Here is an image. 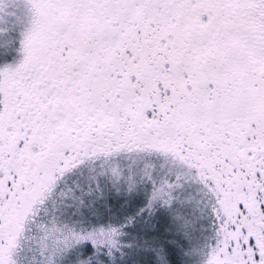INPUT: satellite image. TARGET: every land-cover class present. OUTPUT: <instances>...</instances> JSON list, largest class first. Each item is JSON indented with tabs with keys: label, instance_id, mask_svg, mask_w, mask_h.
<instances>
[{
	"label": "snow or ice",
	"instance_id": "obj_1",
	"mask_svg": "<svg viewBox=\"0 0 264 264\" xmlns=\"http://www.w3.org/2000/svg\"><path fill=\"white\" fill-rule=\"evenodd\" d=\"M0 264H264V0H0Z\"/></svg>",
	"mask_w": 264,
	"mask_h": 264
}]
</instances>
